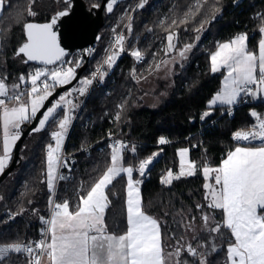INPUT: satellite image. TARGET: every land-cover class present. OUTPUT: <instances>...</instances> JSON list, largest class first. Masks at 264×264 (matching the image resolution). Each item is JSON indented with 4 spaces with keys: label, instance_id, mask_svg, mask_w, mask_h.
I'll use <instances>...</instances> for the list:
<instances>
[{
    "label": "trees",
    "instance_id": "1",
    "mask_svg": "<svg viewBox=\"0 0 264 264\" xmlns=\"http://www.w3.org/2000/svg\"><path fill=\"white\" fill-rule=\"evenodd\" d=\"M86 1L89 8L101 2ZM70 2L6 0L0 16V77L6 76L8 85L19 83L21 75L27 78L38 66H47L35 61L25 63V57L15 54L26 41L24 25L48 22L58 11L68 9ZM140 3L144 6L139 7ZM128 5L131 12L127 22L125 15L120 18V11ZM112 7V12H108L106 7V22L96 42L97 53L90 58L81 78L90 77L91 72L102 63L106 47L120 28L124 31V51L113 68L105 70L107 75L102 81H97L90 90L88 87L83 96L74 95L77 100H85L65 146L67 157L64 161H67V165L63 163L60 174L65 179L59 178L55 196L53 192L50 193L47 186L46 147L55 142L51 130L57 126L53 127L57 119H50L45 129L28 134L20 151L21 164L0 183V242L41 239L44 234L42 230L47 225L41 217L49 218L52 208L50 199L54 202L66 200L70 210L74 211L80 196L85 195L111 166L112 148L101 149L100 141L109 135H118L142 144L137 147L136 150H140L135 151V154L128 150L131 148L124 150L125 165L133 164L131 166L136 168L141 159L156 150L161 152L158 158L160 162L158 159L155 161L149 170L150 176L141 179L140 187L142 208L146 214L159 220L165 245L176 248L178 241L180 245L185 242L184 246L189 243L193 247L205 244V248H197V251L207 255L208 264H226V246L231 238L228 230L221 229V236L204 231V227H201L195 239L191 237V241H186L190 238L188 229L192 222L204 225L203 215L215 217L218 223L224 219L223 210L207 207L204 187L206 177L201 169L206 164L217 167L235 147L253 144L235 141L232 133L251 125L254 121L251 109L264 112V103L242 104L239 101L233 106L224 104L211 107L209 102L219 91L222 78L220 74L212 72L210 55L217 44L237 33H246L249 48L257 49L261 29L264 28V0H117ZM29 9L35 15H30ZM113 24H116L115 30L110 28ZM205 26L206 33L197 40ZM170 32L177 33L178 51L188 44L194 47L184 62H179V52L176 54L177 63L171 87L167 89L161 82L156 93L165 91L166 94L161 97L159 104L149 106L143 100L146 90L139 80L151 73L164 58L166 37ZM134 50L143 53L142 60L138 61L130 54ZM76 61L72 63L75 73L85 60H79V67H76ZM232 107L235 109L230 115L227 110ZM209 109H213L211 114L201 119L202 113ZM161 136L167 138L169 143L160 145L158 140ZM94 143L97 144L89 148L87 153L84 148ZM181 147L190 150V158L195 162L194 174L187 177L178 174L180 180L173 178L172 183H163L164 175L169 171L179 173L178 150ZM2 152L3 138L0 134V155ZM129 153L132 155L129 156ZM134 175L138 176V173ZM125 177L126 174H122L106 189L109 204L105 212V224L110 232L117 234L126 232L128 227ZM197 205L202 207L198 208ZM8 209L14 212L10 220L6 219ZM211 243L217 245V252L211 253ZM30 259L31 256L11 254L3 264H29ZM180 259L187 260V264H198L197 257L183 252Z\"/></svg>",
    "mask_w": 264,
    "mask_h": 264
},
{
    "label": "snow or ice",
    "instance_id": "2",
    "mask_svg": "<svg viewBox=\"0 0 264 264\" xmlns=\"http://www.w3.org/2000/svg\"><path fill=\"white\" fill-rule=\"evenodd\" d=\"M117 0H109L107 11L112 12ZM6 5V0H0V10ZM143 7V3L138 5ZM30 15H35L29 9ZM68 15V11H60L49 23L24 25L26 42L17 50V56L25 57V63L29 61L39 62L44 65H54L60 62L55 69L37 68L26 78L19 77V83L7 84V77H0V119L3 121V154L0 155V174L7 167L11 151L21 136V125L37 119V114L44 109L45 101L53 96L52 89L57 86L69 84L75 78L73 67L64 68L63 58L67 55L65 49L60 46L58 34L53 30L59 17ZM130 28V26H129ZM264 32V28L261 29ZM176 33H169L167 39V51L175 49L174 40ZM123 36H117L115 44L117 50L108 55L104 64L111 69L119 54L124 51ZM199 37H197V40ZM194 47L193 44L185 45L179 51L180 58H186V53ZM89 52L91 50H88ZM136 60L143 59V53L134 50L130 53ZM70 63V62H69ZM168 63V62H162ZM80 61H76V67ZM160 65H157L159 68ZM221 68L227 69V77L224 81V89L209 102L210 106L220 104L234 105L241 94L259 98L264 94V39L258 43V53L247 48V36L238 35L229 42L221 43L218 50L211 55V70L217 72ZM97 74L102 81L107 72L100 68L91 74V78H84L79 89L83 96L91 86ZM30 83L27 90L28 100L23 99L25 93L18 91L22 84ZM255 86V87H253ZM68 93L67 96H70ZM62 94L51 103V106L40 112L37 127L32 131L39 132L45 129L50 119H55L58 110L63 111L62 118L58 120V130L51 133L53 144L47 145V186L50 193L54 191L57 167L61 163L60 151L64 135L72 120L71 113L78 107L71 99ZM210 112L203 113L201 119L209 116ZM259 121L251 132H236L237 140H260L264 142V118L255 111L251 112ZM119 119V116H117ZM160 145L169 143L168 139L161 136ZM128 146L123 141H118L112 146L111 166L90 187L85 195L80 196V202L76 209L70 210L68 201L49 203L53 207L50 219L41 217L42 222L48 225L42 230L49 237L35 242V247L19 243L0 244V264H3L11 253L26 252L32 254L29 264H41V258L46 255V264H187V260H180V256L186 253L197 257L198 264H208L207 255L198 252L197 248H205V244H192L178 246L174 252H165L162 245L160 222L158 219L145 213L142 208L140 195V180L133 179L134 171L142 177L146 174L149 165L153 163V157L142 160L138 168L124 166L122 163L123 152ZM132 146L131 152H135ZM188 150L180 151L182 167L180 175H193L195 164L188 162L187 169L183 167V158ZM64 166L67 161H64ZM202 172L206 179L214 180L206 183L208 189L206 199L210 200L207 207L223 210V222L218 223L215 217L207 214L202 216L204 231L217 233L223 236L221 229L230 232L231 238L227 241L226 264H264V143L257 147H236L228 153L221 165L216 168L204 166ZM215 173L214 177L211 175ZM126 174L127 177V231L125 234L115 236L105 234L104 214L109 204L106 189L113 181ZM60 179L65 177L60 176ZM173 177L169 171L163 183L170 184ZM198 208L202 207L197 205ZM212 224V227H209ZM195 239V237H193ZM211 253L218 251L217 245L211 243Z\"/></svg>",
    "mask_w": 264,
    "mask_h": 264
},
{
    "label": "rangeland",
    "instance_id": "3",
    "mask_svg": "<svg viewBox=\"0 0 264 264\" xmlns=\"http://www.w3.org/2000/svg\"><path fill=\"white\" fill-rule=\"evenodd\" d=\"M139 2V1H138ZM142 2V1H141ZM101 3V2H100ZM129 5L125 8V9H123V10H121L120 11V18H121V16H123V15H125L126 16V21L128 22V20L130 19V15H128V14H130V12H131V10L129 9ZM135 8V7H134ZM133 12H134V10H133ZM110 28L112 29V30H115V28H116V24H113L112 26H110ZM206 31H207V26H205V27H203L202 29H201V31H200V35H199V40L201 39V37L206 33ZM123 33H124V31H123V28L121 29H119V31L117 32V34L112 38V41H111V44L110 45H108L107 47H106V53H105V56H104V59H103V61H102V63L98 66V67H100L102 64H103V62H104V60L107 58V56L109 55V50L111 49V47H113L114 46V50L113 51H116L117 50V46H116V44H115V39H116V37L117 36H123ZM170 33H176V32H170ZM177 34V33H176ZM238 35H246L247 36V34L246 33H237V34H235V35H233L231 38H229V39H227V40H224V41H222L221 43H225V42H229V41H231L232 39H234L236 36H238ZM177 38V37H176ZM262 39H264V32H261V35H260V39H259V41H261ZM168 43V42H167ZM167 43H166V45H165V55H164V58L163 59H161L160 60V62H159V64L158 65H160V67L159 68H157V66H156V68H154V70L151 72V73H149V74H147V75H145V76H143V78L142 79H140L139 80V83H140V85H142L143 86V88L146 90V92L144 93V95H143V100H144V102H145V104H147V105H149V106H156L157 104H159V102H160V100H161V97H163L165 94H166V92L165 91H160L159 93H156L157 92V90H158V88H159V85H160V83L161 82H163L166 86H167V89H169L170 87H171V84L173 83V77H174V74H175V64L177 63V61L175 60V57H176V54H178V47H177V43H176V39L174 40V44H175V49L173 50V51H171V52H168L167 51ZM221 43H219V44H221ZM219 44H217L215 47H214V49L212 50V52H211V55L212 54H214L217 50H218V46H219ZM247 44H248V37H247ZM247 48H248V50H250V51H254V52H257L258 53V46H257V49L256 50H254V49H252V48H249V46L247 45ZM192 50V49H191ZM191 50L190 51H188L187 53H186V58H181L180 60H179V62H184V60H186L187 59V56H188V54L191 52ZM121 54V53H120ZM120 54H119V56H120ZM211 55H210V62H211ZM119 58V57H118ZM118 60V59H117ZM116 60V61H117ZM71 62H74V60H72ZM162 62H168V63H162ZM116 63V62H115ZM115 65V64H114ZM53 67H50V66H38L39 68H49V69H55L56 68V66L55 65H52ZM72 67V66H71ZM74 68V67H73ZM113 68V67H112ZM107 70H109V68H106V67H104L103 68V71L102 72H106ZM214 73H217V74H220L221 75V78H222V85H221V87H220V89H219V91L217 92V93H219V92H222L223 91V89H224V81H225V79H226V77H227V69L226 68H221L219 71H217V72H214ZM84 78H89V77H87V76H83L82 78L80 77L79 78V81H77L71 88H69V89H67V90H65L62 94H64V95H66L67 96V94L68 93H71V95L70 96H67V98L68 99H71L75 104H77L78 105V107L71 113V115H72V120H71V122H70V124H69V126H68V128H67V131H66V133H65V135H64V139H63V142H62V146H61V151H60V156H61V154L62 153H64L65 154V151H64V144H65V141H66V138H67V136L69 135V133H70V130H71V127H72V125H73V123H74V121H75V119H76V117L78 116V113H79V111H80V108H81V106H82V104H83V102H84V100L85 99H83V100H77V99H75V94H78L79 96H80V94H79V92H76V91H72L73 89H79L82 85H81V81L84 79ZM12 85H14V84H11L10 85V87L12 86ZM216 93V94H217ZM25 94H27V92L25 93ZM61 94V95H62ZM215 94V95H216ZM215 95L211 98V100L215 97ZM263 96H264V94H262ZM244 97H246L244 94H241V97L239 98V100H238V102L239 101H241L242 102V100L244 99ZM58 99V98H57ZM57 99H55V100H57ZM263 99H264V97H263ZM25 101H27L28 100V96L26 95L25 96V99H24ZM54 100V101H55ZM210 100V101H211ZM237 102V103H238ZM236 103V104H237ZM218 104H220L219 102L216 104V105H213L212 107H214V106H217ZM220 105H224V104H220ZM235 105V104H234ZM51 106V105H50ZM232 106V105H231ZM64 111H67V109L65 108L62 112H60V113H58L57 112V114H56V116H55V119H57V121L54 123V125H53V127L57 124V126H56V128L54 129H52L51 131L53 132V131H57L58 130V120L60 119V117L62 118V116H63V114H64ZM253 111H255V110H253ZM258 111V110H257ZM255 111L256 113H258L259 115H264V112H261V111ZM254 122L255 121H253V123L251 124V125H253L254 124ZM251 125H249V126H251ZM249 126L248 127H242L243 129H247V128H249ZM0 130H3V121H2V119H0ZM1 132V131H0ZM130 139V138H129ZM118 141H123L124 142V144H126V141L125 140H123V139H117L116 141H115V143L113 144V143H110L109 141H105V142H100V148L101 149H104L105 147H109V148H112V146L113 145H116L117 144V142ZM250 140H247V141H243V142H249ZM50 144H53V146H55V142L54 143H50ZM95 144H97V143H94L93 145H91V146H88L89 148H91L92 146H94ZM15 146V145H14ZM14 146H13V148H12V151H11V156H10V160L8 161V164L11 162V160H12V157H13V152H14ZM254 146H258V145H254ZM252 147V146H251ZM87 148V147H86ZM182 149L181 150H184V149H188V147H181ZM127 149V148H126ZM180 150V151H181ZM161 153V152H159L158 150H156L154 153ZM2 154H3V152H2ZM46 154H47V147H46ZM123 156H124V152H123ZM151 156V155H150ZM67 156H65V157H61V163H60V165H58V167H57V172H56V179H55V181H54V183H55V188H54V191H53V195L55 196V191H56V189H57V186H58V180H59V177H60V174H61V171H62V166H63V162H64V159L66 158ZM180 157H181V155H180ZM46 159H47V155H46ZM143 159H145V158H143ZM143 159H141L139 162H138V165L136 166V168H138V166H139V163L143 160ZM182 159V158H181ZM187 159V157L185 156L184 158H183V160H184V162H185V160ZM124 160H122V163H124L123 162ZM7 164V165H8ZM124 166H131V165H125V164H123ZM208 166V165H207ZM211 167V166H210ZM135 169V168H134ZM135 172L136 171H134V174H135ZM138 173V172H137ZM149 171L148 172H146V174L144 175V176H142L143 178L144 177H147L149 174ZM176 174H180V170H179V173H176ZM138 176H139V178H138ZM138 176H135L134 175V178H135V180H140L141 181V179H143L139 174H138ZM137 177V178H136ZM165 177H167V174H166V176ZM206 183H212L209 179H207V182ZM214 184V183H213ZM139 186H140V184H139ZM0 199H1V195H0ZM126 199H127V196H126ZM13 215H14V212H13ZM159 221V220H158ZM210 225V224H209ZM48 226V225H47ZM201 227H204V225L202 226V224H200V223H194V222H192V224H191V227L188 229L189 230V236H190V238L188 239V240H186V241H191V237H194L195 236V234L200 230V228ZM184 245H185V242H184ZM183 245V246H184ZM171 248V250L172 251H175V249L176 248H172V247H170ZM181 260V259H180ZM170 264V263H169Z\"/></svg>",
    "mask_w": 264,
    "mask_h": 264
},
{
    "label": "water",
    "instance_id": "4",
    "mask_svg": "<svg viewBox=\"0 0 264 264\" xmlns=\"http://www.w3.org/2000/svg\"><path fill=\"white\" fill-rule=\"evenodd\" d=\"M70 1L71 2L69 8L65 9L68 11V15L59 17L57 19L56 25H54L53 27V30L56 31L58 34L60 46L65 49L67 55H70L77 48H83L88 45L93 46L99 40V38L101 37L100 30L103 27L104 23L106 22V12H107L106 7L109 2V0H101V3L99 5L89 8L86 0H70ZM59 12L60 11L55 13L53 17L57 16ZM50 21L44 23H49ZM30 23L44 24L37 22H30ZM89 62H90V57L89 55H87L85 56L84 63L76 71L75 78L72 79L69 84H66L64 86H57L53 90V96L49 97V99L45 101L44 109L49 107L53 102V100L58 98L63 91L71 88L79 80L83 71L88 67ZM44 109H41L40 112H43ZM40 112H38L36 120H33L31 122H25L21 125L20 139L15 143L11 162L7 165L4 172L0 174V183L15 168H17L21 164L22 162V156L20 154L21 147L28 134L35 127H37V120L40 118ZM68 136L64 144V150Z\"/></svg>",
    "mask_w": 264,
    "mask_h": 264
},
{
    "label": "built area",
    "instance_id": "5",
    "mask_svg": "<svg viewBox=\"0 0 264 264\" xmlns=\"http://www.w3.org/2000/svg\"><path fill=\"white\" fill-rule=\"evenodd\" d=\"M88 50H91L90 52L88 51ZM113 50H114V46L113 47H111V49L109 50V55L110 54H112V52H113ZM96 53H97V47H96V43L93 45V46H86V47H83V48H77V49H75L70 55H67V56H65L64 58H63V60H64V68L66 69L67 67H71L72 66V63L73 62H71L72 60H85V56H87V55H89V57L90 58H92L93 56H95L96 55ZM70 62V63H69ZM59 64H60V62H58V64L57 65H55L56 66V68L59 66ZM104 67H107V65H105L104 63L99 67L100 68V70L101 71H103V68ZM97 71V69L96 70H94V71H92L91 72V74L92 73H94V72H96ZM91 74H90V77L89 78H91ZM100 80V76H99V74H97V76H96V79H95V81H94V83L91 85V86H89V90L97 83V81H99ZM253 87H255V86H253ZM30 88V83H24V84H22L21 85V87H20V89L18 90V91H20V92H24V93H26L27 92V90ZM248 102H251V99L248 97V96H246V97H244V99L242 100V104H245V103H248ZM264 103V101H256L255 103ZM234 109H235V107H232V108H230V109H228L227 110V113H229L230 115H232L233 114V112H234ZM258 114V113H257ZM259 115V114H258ZM260 117H262V118H264V115H259ZM254 124L253 125H251V126H249V128H247V129H243L242 127L241 128H238V129H236L233 133H232V137H233V139L235 140V141H240V142H243V141H245V140H237V139H235L234 138V134L236 133V132H238V131H240V132H251L252 130H254V128L258 125V123H259V121H258V119L256 118V117H254ZM211 123H213V122H211ZM117 139H123V140H125L126 141V145L128 146L127 148H132V146H135V149L137 148V147H141L142 146V144L140 143V142H137V141H135V140H132V139H129V138H127V137H125V136H118V135H109L106 139H103V140H101V141H109L110 143H115V141L117 140ZM250 141H252V142H257V143H264V142H261L260 140H252V139H249ZM100 141V142H101ZM88 149H89V147H87V148H84V150L87 152V153H89V151H88ZM47 155V154H46ZM160 155H161V153H153L151 156H148V157H146L145 159H147V158H149V157H153V163L151 164V165H149V168L146 170V172H148L149 171V169L154 165V163H155V161L160 157ZM65 156H67L66 154H64V153H62L61 154V156L60 157H65ZM69 156H71V155H69ZM144 160V159H143ZM166 177H164V179H165ZM52 212H53V207L51 208V213H50V216H49V218L48 219H50L51 218V215H52ZM13 217V212L12 211H10L9 209L6 211V219L7 220H10L11 218ZM48 228V226L46 225V227H44V229L43 230H46ZM44 234H43V237L41 238V239H47V235H46V233L45 232H43ZM41 239H36V238H31V239H29L28 241H8V242H0V244H15V243H19V244H21V245H24V244H27V245H30V246H32V247H35V242H38V241H40ZM11 254H22V255H26V256H32V254H30V253H26V252H20V253H11ZM11 254H9L8 255V257L11 255ZM43 258V257H42ZM42 258H41V261H42Z\"/></svg>",
    "mask_w": 264,
    "mask_h": 264
},
{
    "label": "crops",
    "instance_id": "6",
    "mask_svg": "<svg viewBox=\"0 0 264 264\" xmlns=\"http://www.w3.org/2000/svg\"><path fill=\"white\" fill-rule=\"evenodd\" d=\"M2 11H3V9L2 10H0V16H1V14H2ZM39 68V67H38ZM37 69V68H36ZM36 69H34L32 72H34ZM31 72V73H32ZM8 84V83H7ZM10 86V85H9ZM79 96V95H78ZM250 99H251V102H256V101H264V99H263V95H261L259 98H254V97H250V96H248ZM25 99V98H24ZM75 102V101H74ZM218 105H220V104H218ZM236 105V104H235ZM233 106V105H232ZM212 107V106H211ZM210 110V111H209ZM208 110V112H210L211 113V111H213V109H209ZM253 110H255V111H257L256 109H251V112H253ZM258 112V111H257ZM1 132H0V134L2 135V138H3V130H0ZM250 143H253V144H245V145H242V146H237V147H257V146H254V145H258V146H260L261 145V143H257V142H252V141H249ZM246 143V142H245ZM236 148V147H235ZM235 148L233 149V150H231V151H234L235 150ZM182 148H180L179 150H178V155H179V159H180V172H181V167H182V163H181V161H182V159H181V157H180V150H181ZM188 150V153H187V155H186V157H187V159L185 160V162H184V164H183V167L185 168V170L187 169V164H188V162H193L194 164H195V162L194 161H192L191 160V158H190V150H189V148L187 149ZM231 151H229V152H231ZM228 152V153H229ZM228 153H227V155H228ZM227 155L223 158V160L227 157ZM222 160V161H223ZM187 162V163H186ZM222 163V162H221ZM221 165V164H220ZM219 165V166H220ZM219 166H217V167H219ZM208 167H210V166H208ZM211 168H216V167H211ZM194 170H195V168H194ZM172 172V171H171ZM173 173V177H176V176H178V174H176L175 172H172ZM213 177H214V175H215V173H212L211 174ZM133 179L135 180V178H134V173H133ZM212 183H214V180H210ZM206 182H207V179H206V181H205V184H206ZM139 186V185H138ZM139 188H140V195H141V197H142V193H141V187L139 186ZM208 189H206V195H208ZM107 194V193H106ZM210 202V200H208V203ZM105 212H106V210H105ZM154 218V217H153ZM104 225H105V234L106 235H115V236H119V235H122V234H125V232H123V233H120V234H117V233H112V232H110L108 229H107V226H106V224H105V214H104ZM160 231H161V236H162V245H163V247H164V250H165V252H174V251H172L171 250V248L170 247H167L166 245H165V243H164V241H163V234H162V227H161V224H160ZM170 264H171V262H169ZM41 264H46V255L43 257V259H42V261H41Z\"/></svg>",
    "mask_w": 264,
    "mask_h": 264
},
{
    "label": "bare ground",
    "instance_id": "7",
    "mask_svg": "<svg viewBox=\"0 0 264 264\" xmlns=\"http://www.w3.org/2000/svg\"><path fill=\"white\" fill-rule=\"evenodd\" d=\"M210 111V110H209ZM212 112V111H211ZM203 114V113H202ZM211 114V113H210ZM201 115V114H200ZM192 119V118H191ZM143 140H145V139H143ZM150 144V143H149ZM137 149V148H136ZM143 149V148H142ZM128 150H130V152H131V149H128ZM140 150V149H139ZM139 150H136V151H139ZM149 150H151V148H149ZM148 150V151H149ZM150 152V151H149ZM140 153V152H139ZM148 153V152H147ZM157 153V152H156ZM133 154H135V152L133 153ZM138 154V153H137ZM143 154V153H142ZM145 154V153H144ZM143 154V155H144ZM127 155V154H126ZM132 155V154H131ZM130 155V153H129V156H131ZM137 156H139V155H137ZM141 156V155H140ZM165 156V155H164ZM126 158H127V156H126ZM167 158V157H166ZM132 159V158H131ZM164 159V158H163ZM169 159V158H168ZM177 159V158H176ZM178 159H179V157H178ZM123 160H124V156H123ZM133 160V159H132ZM159 160V159H158ZM172 160H173V158H172ZM176 161V160H175ZM206 161V160H205ZM158 162V161H157ZM159 162H160V160H159ZM162 162V161H161ZM173 162V161H172ZM171 163V162H170ZM177 163V162H176ZM176 163H174V164H176ZM187 163V162H186ZM124 164V163H123ZM168 164V163H167ZM210 164V163H209ZM131 165H133V164H131ZM155 165V164H154ZM157 165H158V163H157ZM165 165V164H164ZM179 165V164H178ZM182 165V164H181ZM207 165V164H206ZM206 165H204V166H206ZM160 166H161V164H160ZM201 166V165H200ZM210 166V165H209ZM156 167V166H155ZM179 167V166H178ZM208 167V166H207ZM152 168V167H151ZM150 168V169H151ZM158 168H160V167H157V169ZM202 168V167H201ZM149 169V170H150ZM175 169V168H174ZM175 170H177V169H175ZM202 170V169H201ZM153 172V171H152ZM175 172V171H174ZM200 172V171H199ZM161 173V172H160ZM148 174H150V173H148ZM153 174V173H152ZM150 176V175H149ZM163 176V175H162ZM164 176H166V175H164ZM182 176V175H181ZM181 176H179V177H181ZM184 176V175H183ZM185 177H187V175L185 176ZM117 178H119V177H117ZM137 178V177H136ZM138 178H139V176H138ZM143 178V177H142ZM149 178V177H148ZM125 179H126V177H125ZM145 179V178H144ZM139 180V179H138ZM180 180V179H179ZM114 182V181H113ZM117 182V181H116ZM172 183V182H171ZM68 186V185H67ZM67 186H66V190H68V188H67ZM121 186V185H120ZM61 187H63V186H61ZM126 188V187H125ZM126 193V192H125ZM119 224V223H118ZM121 225V224H120ZM127 225V224H126Z\"/></svg>",
    "mask_w": 264,
    "mask_h": 264
},
{
    "label": "flooded vegetation",
    "instance_id": "8",
    "mask_svg": "<svg viewBox=\"0 0 264 264\" xmlns=\"http://www.w3.org/2000/svg\"><path fill=\"white\" fill-rule=\"evenodd\" d=\"M142 1V0H141Z\"/></svg>",
    "mask_w": 264,
    "mask_h": 264
}]
</instances>
